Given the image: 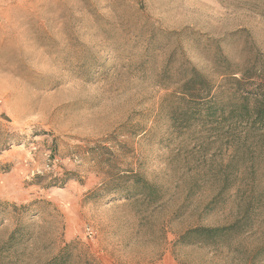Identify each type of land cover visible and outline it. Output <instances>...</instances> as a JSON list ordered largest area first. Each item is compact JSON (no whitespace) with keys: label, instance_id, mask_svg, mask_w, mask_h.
I'll return each instance as SVG.
<instances>
[{"label":"rangeland","instance_id":"rangeland-1","mask_svg":"<svg viewBox=\"0 0 264 264\" xmlns=\"http://www.w3.org/2000/svg\"><path fill=\"white\" fill-rule=\"evenodd\" d=\"M254 64L264 0H0V264H264V129L170 120L184 70Z\"/></svg>","mask_w":264,"mask_h":264},{"label":"trees","instance_id":"trees-1","mask_svg":"<svg viewBox=\"0 0 264 264\" xmlns=\"http://www.w3.org/2000/svg\"><path fill=\"white\" fill-rule=\"evenodd\" d=\"M225 73L228 89L216 86L202 72L190 67L183 71V76L175 91L176 101L170 110L173 127L182 130L195 125L222 122L242 123L264 129V65L256 64L239 71ZM174 95V94H173ZM132 192L123 193L125 197L142 196L150 201L155 199L156 188L145 181L139 174L130 173ZM110 196V195H108ZM238 221L221 227L197 226L185 232L179 243L197 245L218 243L226 240L238 228ZM14 233L11 235L12 240ZM264 255V245L259 248ZM71 246H66L47 264H75ZM81 264H102L94 256L85 255Z\"/></svg>","mask_w":264,"mask_h":264}]
</instances>
